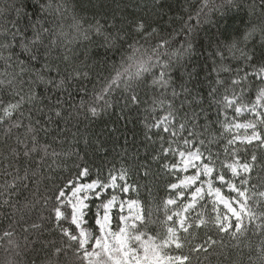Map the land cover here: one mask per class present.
Segmentation results:
<instances>
[{
    "label": "snow or ice",
    "instance_id": "1",
    "mask_svg": "<svg viewBox=\"0 0 264 264\" xmlns=\"http://www.w3.org/2000/svg\"><path fill=\"white\" fill-rule=\"evenodd\" d=\"M226 3L231 4L232 0H226ZM205 6H208V0H205ZM26 7L24 4L17 7L13 3L0 8V14L11 11L17 17L16 20L7 22L11 27L0 29L4 33L0 37V60L3 61L0 64V94L6 97L0 98V124L7 122L8 126L4 129L6 137L12 135L13 129L17 132L15 146H9L7 154H0V197L6 196L3 204L15 209L13 196L21 187L28 190L31 185L32 199L24 208L37 205L48 208L51 202L49 211L65 239L62 247L55 248L56 256L72 251L76 264H200L202 256L206 260L217 249L225 247V237L235 241L236 247L250 230L264 237V191L252 183V174L258 162L264 161V156H257V151L264 152V63L251 73V77L259 79L258 85L253 83L249 86L250 74L246 71L242 75L239 70L236 71L233 73L236 78L230 81L216 79L218 87L212 88L210 92L211 97H219L214 101V120L209 119L207 110L197 97L191 100L185 98L188 111L179 116L171 102L154 101V105L163 109L165 114L148 127L162 129L169 139L160 137V150L152 159L163 160V169L170 175H176L175 182L168 184L172 194L163 200V220L160 221L162 232L152 234L147 231V225L154 223L151 211L146 216L139 200L124 198L129 192L136 190L128 182L129 170L124 165L118 168L113 166L103 177L98 172L97 178L88 183L81 180L89 176V168H79L77 177L57 187L52 195L40 194L39 184L43 178L44 161L61 159L64 154L57 153L49 144H41L39 134L49 132L46 125L52 123L54 117L64 118V104L71 106L72 96L69 90L72 80L86 79L88 74L81 72L80 66H72V71L65 70V75L59 80L46 78L41 71L34 73L35 79L25 81L21 77L28 74L30 65L47 60L53 50H59L61 45H64L63 60L70 63L67 45L81 35L87 39L89 32L101 33L102 25L97 21L84 28L83 20L74 16L71 27L75 35L70 38V33L65 32L59 22L63 16L61 6L54 5L52 0L40 4L33 11V16L37 13L46 15L43 20L37 19L34 22L27 18ZM21 18L25 19L26 25L23 31L17 27ZM29 28L31 38L26 37ZM134 30L141 33L145 40L150 39L157 31L153 28L151 32H147L143 20L135 22ZM186 31L193 33L195 29L188 27ZM257 33L261 39V56L264 57L262 23L246 28L242 35L231 38L229 42H224L228 40L227 37L222 40L218 36L216 51L221 60V49H226L233 55L238 52L240 59L246 64H252L254 53L250 55L240 45L246 44ZM18 37L21 52L28 54L26 60L19 57L14 59L13 47ZM192 39L194 37L186 41V47L181 46L171 53H167L170 43L167 39H161L148 48L143 45L138 47V41L129 44L131 53L126 58H121L118 67L113 64L114 75L103 80L98 88L94 86L90 99L81 97L77 109L95 117L103 107L110 106L106 97L111 95L114 88L121 86L131 94V101L136 103L135 89L141 84L146 86V74L153 75L152 85L167 89L171 83L169 69L172 64L170 60L161 63L160 57L168 54L177 61L189 57L193 51ZM4 40L8 42H2ZM4 52L8 55H3ZM41 67L48 69L49 66L42 63ZM154 68L160 69L158 75L153 73ZM217 71L219 74L232 70L221 64ZM38 83L63 90L68 99L62 101L57 97L47 112L43 108L33 107L25 116L21 111L25 104L35 106L43 103L34 90V85ZM25 85L28 86L27 91L24 90ZM181 87L188 93L187 88L183 85ZM253 91L254 99H247L246 102ZM80 93L88 95L87 89L82 86L77 89V95ZM177 95L179 94L173 90V98ZM183 106L182 104L181 108ZM33 111L41 113L42 118L33 121ZM14 114L16 119H13ZM25 120L28 122L25 123ZM36 155L40 159L34 161L32 158ZM261 170H264V164L261 165ZM145 175H148L147 170ZM110 191L118 194L104 198V193ZM92 199L100 200L94 213V223L98 228L96 236L84 227L85 216L91 211ZM113 210L117 213L116 228L112 227ZM61 222H68L70 227H61ZM11 235V232L3 233L4 237ZM246 247L249 264H264V239L255 247L251 244Z\"/></svg>",
    "mask_w": 264,
    "mask_h": 264
},
{
    "label": "trees",
    "instance_id": "2",
    "mask_svg": "<svg viewBox=\"0 0 264 264\" xmlns=\"http://www.w3.org/2000/svg\"><path fill=\"white\" fill-rule=\"evenodd\" d=\"M47 2L48 0H0V8L13 3H16L17 7L24 4L27 6L25 8L27 18L34 22L37 19L43 20L46 14L37 13L33 16V11L40 4ZM52 3L61 6L63 16L59 22L63 25V30L70 33V38L75 35L71 27L74 16L83 20L84 28L99 21L102 29L99 34L89 32L87 39L81 35L67 45L69 49L67 55L71 57L70 63L64 62V45H61L59 50H53L47 60L30 65L28 74L21 77L25 81L35 79L34 73L41 71L46 78L59 80L65 75V70L72 71V66H80V71L88 74L86 79L72 80L69 90L72 96L71 106L68 103L64 104V118L54 117L53 122L46 125L49 132L39 134L41 144H49L51 149L64 154L61 159L52 158L44 161L43 178L39 184L40 194L52 195L57 187L65 184L69 179H75L79 168H89V176L81 180L83 183H88L97 178L98 172L103 177L113 166L118 168L124 165L129 170L128 182L136 189L124 198L139 200L143 204L146 216L151 211V220L154 223L147 225V231L152 234L157 231L162 232L160 221L163 220V200L172 194L168 184L175 182L176 174L170 175L163 169V160L152 159L160 150V137L169 139L168 134L162 129L148 127L155 119L165 114L163 109L154 105V101L171 102L179 116L188 111L185 98L191 100L197 97L207 110L209 119L214 120L216 118L214 101L219 97H211L210 92L212 88L218 87L215 84L216 79L230 81L236 78L233 73L239 70L241 75L244 71L250 74L248 81L250 87L253 83L258 85L259 79L251 77V73L264 63L259 33L246 44L240 45L250 55L254 53L252 64H246L240 59L238 52L233 55L226 49H221L223 52V60H221L216 48L218 36L222 40L227 37L228 40L224 42H229L231 38L242 35L246 28L264 23V15H262L264 0H232L231 4L226 3V0H208V6H205V0H52ZM215 5H223V7L217 8ZM209 8L212 10L209 11ZM16 19L15 12L0 14V29L11 27L7 22ZM138 20L145 22L147 32L155 28L156 34L148 40L142 38V34L134 30L135 22ZM25 26V19L21 18L17 27L23 31ZM188 27L194 28L195 32H187ZM3 35V31H0V37ZM26 37L31 38L30 28L26 32ZM192 37H194L193 51L189 57L179 61L168 54L160 57L161 63L170 60L172 64L169 69L171 83L167 89L152 85L153 75L146 74V86L141 84L135 89L136 103L131 101V94L121 86L114 88L111 95L106 97L110 106L103 107L95 117L77 109L81 97L85 100L90 99L93 87L98 88L103 80L114 75L113 64L118 67L121 58H126L131 53L129 44L138 41V47L143 45L148 48L159 43L161 39H167L170 42L167 53H171L181 46L186 47V41ZM18 41L19 37L13 47L14 59L19 57L26 60L28 54L21 52ZM160 51L164 52V49ZM3 55L6 56L8 53L4 52ZM2 63L3 61L0 60V64ZM42 63H47L48 69H42ZM221 64L232 71L218 74L217 70ZM159 71V68L153 69L156 75ZM181 85L187 88L191 95L185 93ZM81 86L87 89L88 95L85 96L83 93L77 95V89ZM27 88L28 86L25 85L24 90L27 91ZM34 90L43 103L35 106L25 104L21 109L25 116L33 107L43 108L47 112L57 97L62 101L68 99L63 90L56 89L52 85L38 83L34 85ZM173 90L179 94L175 98L172 96ZM219 90L223 91V89ZM0 98L6 99L2 94ZM247 99H254V91L251 97L246 98V102ZM182 104L183 108H181ZM16 118L14 114L13 119ZM40 118H42L41 113L32 112L33 121ZM27 122L25 120V123ZM7 126V122L0 124V154H7L9 146H15L17 132L13 129L12 135L6 137L4 129ZM257 156L258 158L264 156V152L257 151ZM32 159L39 160L40 156L36 155ZM262 164L264 161L258 162L252 174V183L259 190L264 191ZM32 166L35 167V164ZM146 170L148 175H145ZM31 190V185L28 190L21 187L13 196L15 209L3 204V199H7L6 196L0 197V264H76L72 251L60 256L54 254L55 248L62 247L65 239L49 211L51 202L48 208L43 205L24 208V205L32 199ZM112 194L118 193L106 192L104 198ZM90 203L91 211L86 214L87 227L96 236L98 228L94 223V213L100 200L92 199ZM113 220L116 228L118 219L115 210ZM61 227L67 228L70 225L68 222H61ZM4 232H11L12 235L4 237ZM261 239L264 237L250 230L247 237L236 247L235 241L225 237V247L217 249L206 260L202 256L200 264H249L246 245L251 244L255 247Z\"/></svg>",
    "mask_w": 264,
    "mask_h": 264
},
{
    "label": "rangeland",
    "instance_id": "3",
    "mask_svg": "<svg viewBox=\"0 0 264 264\" xmlns=\"http://www.w3.org/2000/svg\"><path fill=\"white\" fill-rule=\"evenodd\" d=\"M125 214H127V209H125ZM111 216H112V227L115 228V226H114V220H113V212L111 213ZM85 220H86V216H85ZM84 227L93 235V232L87 227V220H86V224L84 225Z\"/></svg>",
    "mask_w": 264,
    "mask_h": 264
}]
</instances>
